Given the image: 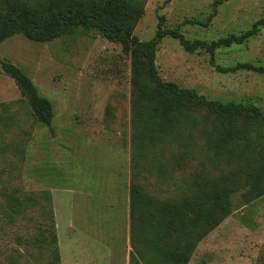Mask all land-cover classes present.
I'll return each instance as SVG.
<instances>
[{
	"label": "rangeland",
	"instance_id": "374dc122",
	"mask_svg": "<svg viewBox=\"0 0 264 264\" xmlns=\"http://www.w3.org/2000/svg\"><path fill=\"white\" fill-rule=\"evenodd\" d=\"M215 1L0 0V27L12 11L40 21L71 12L130 24L141 40L161 22L190 41L212 42L264 17V0H225L207 26L192 23ZM2 60L51 102V125ZM146 62L95 28H66L49 41L19 32L0 42V264H181L179 253L188 264H264V120L183 104L163 129L142 134L138 117L155 103ZM245 62L264 66V27L213 54L168 35L156 55L164 80L209 99L254 102L264 113V73L215 66ZM132 185L145 199L136 216Z\"/></svg>",
	"mask_w": 264,
	"mask_h": 264
},
{
	"label": "trees",
	"instance_id": "16d2710c",
	"mask_svg": "<svg viewBox=\"0 0 264 264\" xmlns=\"http://www.w3.org/2000/svg\"><path fill=\"white\" fill-rule=\"evenodd\" d=\"M225 0H217L214 3L212 12L204 19L192 21V23L207 26L212 19L217 15V6ZM84 27L86 29L95 28L99 30L108 40L119 41L125 45L126 48L133 46L136 52L147 59L148 75L150 80L154 83V89L150 92L149 97L155 100L152 107L151 114L143 118L140 114V129L142 134H150L159 131L165 127V122L170 120L174 115L173 112L179 110L183 104H197L205 105L209 109L216 111L222 117H228L229 120L233 117H252L254 119L261 118L264 120V113L260 110L258 105L254 102H223L218 99H209L196 90L188 87H180L178 84L164 80L157 69L156 55L157 47L162 38L165 36H172L180 40V43L190 51L198 48H204L211 54L215 49L221 46H227L233 42L238 43L255 36L261 27H264V17L257 20L250 29L241 33L240 35L232 34L226 39H219L217 41L206 42L202 40L190 41L186 39L178 29H167L159 23L155 35L149 40H141L133 33V27L128 24L126 26L112 27L102 21L100 15L95 14H73L71 12L60 13L53 20L40 21L36 19L32 12L23 10L20 12H9L0 27V42L15 35L19 32L28 33L30 37L41 40H52L56 35L62 33L66 28ZM214 63V59L212 58ZM1 66L3 71L14 79L16 85L29 99V103L38 116L41 122L51 125L53 117V108L51 102L42 97L38 93V89L33 80L16 64L2 60ZM221 71H236L238 69L254 70L264 73L263 65H255L253 63L245 62L238 63L235 66L222 67L215 65ZM138 134L136 139L141 140ZM137 185H132L130 201L132 214H138V207L145 199ZM133 240L136 239V233L132 231ZM57 251V249H56ZM57 258L59 254L57 252ZM178 261L181 264H188L189 256L184 253L177 254Z\"/></svg>",
	"mask_w": 264,
	"mask_h": 264
}]
</instances>
